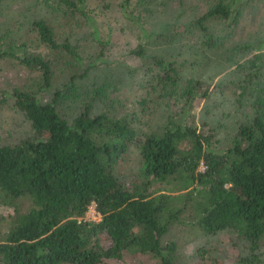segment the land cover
Instances as JSON below:
<instances>
[{"label": "trees", "instance_id": "trees-1", "mask_svg": "<svg viewBox=\"0 0 264 264\" xmlns=\"http://www.w3.org/2000/svg\"><path fill=\"white\" fill-rule=\"evenodd\" d=\"M133 1L112 0L105 8L120 11L135 25ZM250 1L210 2L207 11L187 25V32L197 31L196 45H189L190 50L197 51L195 46L211 50L231 36ZM89 3L44 0L42 4L47 11L79 15L90 37L102 46L103 56L107 47ZM33 29L41 45L72 52L69 38L58 43L55 28L45 19L34 21ZM19 55L0 44V59L16 57L36 75L31 86L12 94L14 108L29 121L33 135L0 147V206L14 210L0 238V264H104L122 261L126 255L178 264V246L166 239L184 225L205 236L235 234L247 245L238 263L264 264V84H251V79H260L255 73L242 74L257 68L254 65L261 57L239 67L236 73L241 78L219 85L223 100L251 109L247 120H237L234 130L225 135L221 121L208 119L216 106L211 104L216 89L183 75L188 60L154 58L147 77L158 83L155 89L164 93L169 104L182 102V107L170 113L159 129L143 132L137 127L143 123L141 112L118 113L104 100L99 107L97 98L79 104L77 89L82 83L78 80L99 68L104 61L101 54L87 65L78 53L73 54L81 72L72 73L50 101L43 94L53 89L52 65L41 56ZM131 55L144 56L142 46ZM231 84L235 88L227 94L224 87ZM198 100H207L209 106L200 125L195 111ZM133 148L140 167L129 183L117 169ZM24 198L31 204L26 211L17 204ZM93 205L98 222L86 218Z\"/></svg>", "mask_w": 264, "mask_h": 264}, {"label": "rangeland", "instance_id": "rangeland-1", "mask_svg": "<svg viewBox=\"0 0 264 264\" xmlns=\"http://www.w3.org/2000/svg\"><path fill=\"white\" fill-rule=\"evenodd\" d=\"M117 1L119 0H113ZM212 1L144 0L141 4L134 0L135 8H132L131 14L138 21L133 25L124 19L120 11H107L105 6L112 0H90V7L87 5V8L96 16V26L107 47L102 56V46L90 37L89 29L87 30L85 21L79 15L64 16L62 12L47 11L42 4L44 0H0V44L15 55L41 56L52 65L53 89L44 92L45 101H50L57 90L64 89L72 73L80 74L81 71L78 70L82 69L81 65L73 54L78 53L83 65L101 54L104 61L99 68L85 80H78L82 83V87L77 89L79 104L85 105L97 98L98 106V102L104 100L113 105L110 109L118 113L129 109L141 112L143 123L138 122L137 127L143 132L159 129L170 113L176 114L182 107V102L169 104L164 93L155 89L158 83L147 77L146 71L153 66L154 58L176 59L178 62L188 60L187 66L183 67V75L201 79L206 85L216 89L213 95L215 100L211 102L216 106L208 119L221 121L224 126L221 133L226 135L228 131L234 130L237 120H247L251 109L238 108L233 102L239 103L231 99L223 100L220 83L241 78L236 73L239 67L252 60L256 62L261 57V62L254 65L257 68L244 70L242 74L247 77L248 74L255 73L260 79H251V84H264V0H251L247 3L232 35H227L226 40L215 48L202 51V48L195 46L197 51H192L188 46L196 45L197 31L187 32V25L190 20L202 16ZM39 19H45L55 28L58 43L69 38L72 52L52 50L41 45L33 29V22ZM217 30H223L222 26H218ZM249 43H252L251 47L247 46ZM141 46L144 56L131 55V52ZM228 53L233 54L231 61H227ZM128 72L132 74L127 75ZM35 78L36 75L16 57L0 59V147L18 144L33 135L29 121L14 108L12 94L16 89L31 86ZM227 86L224 88L229 94L235 87L233 84ZM71 93H76L75 87ZM140 102L145 103L139 105ZM208 108L207 100L197 101L195 111L199 125ZM62 113L67 115L66 107H63ZM139 167L140 157L137 149L133 148L127 159L119 165L117 174L130 183L138 174ZM17 204L23 211L31 207L30 201L25 198L17 201ZM13 212V207L0 206V238L7 231ZM86 218L100 221V216H97L94 209L89 210ZM166 241L176 242L180 257L178 264H239V258L247 252V245L235 234L221 232L215 236H205L190 225L173 229ZM103 243L110 245L109 241ZM104 264L159 262L147 256L126 255L122 261L111 260Z\"/></svg>", "mask_w": 264, "mask_h": 264}, {"label": "built area", "instance_id": "built-area-1", "mask_svg": "<svg viewBox=\"0 0 264 264\" xmlns=\"http://www.w3.org/2000/svg\"><path fill=\"white\" fill-rule=\"evenodd\" d=\"M201 170L204 171V170H205V167L202 166V167H201ZM90 209H91V210H93V209L96 210L95 205H93ZM96 213H97V211H96ZM98 215H99V214L97 213V216H98Z\"/></svg>", "mask_w": 264, "mask_h": 264}]
</instances>
